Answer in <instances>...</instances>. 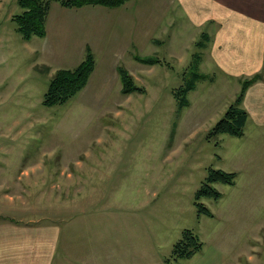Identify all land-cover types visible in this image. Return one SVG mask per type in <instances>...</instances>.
<instances>
[{
    "label": "rangeland",
    "instance_id": "1",
    "mask_svg": "<svg viewBox=\"0 0 264 264\" xmlns=\"http://www.w3.org/2000/svg\"><path fill=\"white\" fill-rule=\"evenodd\" d=\"M90 9L69 11L53 3L46 37L25 41L12 20L23 11L18 0H0V207L8 200L17 207L29 204L21 217L35 219L61 213L63 228L76 238L65 242L75 248L93 249L103 233L112 239L109 225L138 212L142 238L159 232L164 248L184 229L200 237L203 250L175 264H201L212 256H221L216 264H264V129L249 126L241 138L223 135L218 145L206 139L242 82H227L212 63L198 62L196 54L204 49L196 42L171 57L160 30L161 44L139 45L121 57L116 33L121 11L96 20ZM95 20L98 29L92 34ZM88 46L96 67L87 86L63 105L45 106L51 78L78 66ZM135 56L157 57L162 64H145ZM120 67L145 92L124 93ZM197 70L207 79L197 83L190 105L180 111L173 90ZM210 168L238 173L233 186L214 184L219 200H202L213 217L200 215L195 206ZM93 175V186L103 188V178L106 192H86ZM149 199L150 205L136 208ZM54 204L61 209H49ZM86 212L94 215L93 227ZM172 245L163 258L171 255Z\"/></svg>",
    "mask_w": 264,
    "mask_h": 264
},
{
    "label": "crops",
    "instance_id": "2",
    "mask_svg": "<svg viewBox=\"0 0 264 264\" xmlns=\"http://www.w3.org/2000/svg\"><path fill=\"white\" fill-rule=\"evenodd\" d=\"M123 7L109 10L96 6L89 10L92 14L97 13L96 20L113 15L110 11H121L117 14L116 32L121 40V57L135 47L137 50L139 45L161 44L163 41L158 30L165 34L170 56L175 58L181 56L180 50L187 51L200 38L207 37L206 50L196 58L201 57L202 65L212 63L219 78L242 82L261 76L249 86L242 106L249 114L246 129L249 126L264 129V0H130ZM96 20L89 29L92 34L98 29ZM48 28L47 21V31ZM155 34H159V39ZM92 39L84 43V48ZM117 55L114 51L113 57ZM88 182L86 192L88 188L102 193L107 191L103 178V188L93 186L96 183L94 175ZM3 202L8 206L0 207V264H166L163 255L172 244L164 248V236L156 231L147 233V238L143 239L142 217L138 212H134L135 218H119L113 226L108 224L112 239L103 233L94 245L93 236L88 238L91 232H87L86 240H91L93 249H81L75 248L74 242L71 245L65 242L66 238H76L69 235L70 228H63L59 218L61 213L56 217L37 219L21 217L25 209L32 208L29 204L27 207L25 203H18L21 207H17L13 201ZM143 202L146 203L139 202L136 208L140 210L143 205L151 204L150 199ZM49 209L61 207L54 204ZM88 214V225L93 227L94 215L86 212ZM220 259L221 256L204 258L201 264L220 263Z\"/></svg>",
    "mask_w": 264,
    "mask_h": 264
},
{
    "label": "trees",
    "instance_id": "3",
    "mask_svg": "<svg viewBox=\"0 0 264 264\" xmlns=\"http://www.w3.org/2000/svg\"><path fill=\"white\" fill-rule=\"evenodd\" d=\"M129 1L130 0H18V4L23 11L21 14L14 15L12 20L16 23L17 32L22 39L29 41L33 37H46L47 21L53 3H59L66 9H81L84 7L96 6L117 9L123 7ZM207 42V37L205 39L203 36V38L196 43V46L200 49H205ZM199 58H196L198 62ZM135 59L149 65L162 64V60L157 57L142 58L140 56H135ZM95 67V56L88 46L86 48L85 58L78 66L72 69L58 70L51 78L49 88L44 95L43 104L51 108L63 105L77 97L87 86ZM119 73L123 82L124 93L135 91L145 92L144 88H138L134 85L132 76L125 68L120 67ZM205 79H207V76L197 70L193 74L192 80L186 81L183 86L173 90V96L180 111L190 105L188 99L190 92L195 90L198 82ZM259 79H261V76L256 75L251 79L242 81L241 90L235 102L229 107L224 117L209 132L206 138L207 141L215 142V144L218 145V138L223 135L235 138L244 136L249 114L243 108L242 104L249 86ZM237 176V172L210 168L203 185L195 194V206L198 213L200 215L204 214L213 217V213L206 207L202 200L205 198L219 200L222 195L214 187V184L223 183L233 186L236 183ZM203 247L204 243L193 230L184 229L181 238L173 245L171 255L165 260L168 264H175L174 262L176 261L190 259L201 252Z\"/></svg>",
    "mask_w": 264,
    "mask_h": 264
}]
</instances>
